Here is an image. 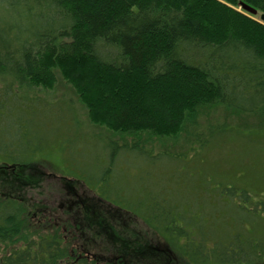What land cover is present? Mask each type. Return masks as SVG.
I'll return each instance as SVG.
<instances>
[{
  "label": "trees",
  "instance_id": "16d2710c",
  "mask_svg": "<svg viewBox=\"0 0 264 264\" xmlns=\"http://www.w3.org/2000/svg\"><path fill=\"white\" fill-rule=\"evenodd\" d=\"M239 1L264 15V0H0V264H97L57 233L26 231L18 171L36 164L139 219L187 264H264V231L250 228L264 200L207 177L230 136L264 134V21ZM57 76L99 134L45 98ZM246 118L260 127L239 128Z\"/></svg>",
  "mask_w": 264,
  "mask_h": 264
},
{
  "label": "rangeland",
  "instance_id": "374dc122",
  "mask_svg": "<svg viewBox=\"0 0 264 264\" xmlns=\"http://www.w3.org/2000/svg\"><path fill=\"white\" fill-rule=\"evenodd\" d=\"M236 10L259 22L263 21L257 11L252 15L239 4ZM47 91L43 95L49 101L66 99L70 102L88 134H99L100 130L85 118L86 111L70 85L60 76H57L54 89ZM68 112L71 113L70 108ZM257 127L260 126L254 118H246L239 123V128L243 130L254 128L255 131ZM258 133H261L260 130L255 131L251 139L245 136L247 132L243 136H230L222 147V152L227 151L225 156L219 158L214 154L207 160L209 164L201 163L210 169L207 177H226L236 183V189L248 191L252 199L264 200V134ZM58 139L59 135L53 140ZM61 158L66 160L65 157ZM46 166L36 164L18 171L20 192L16 190V195L23 201L24 220L28 221L26 231L31 236L57 233L65 251L70 254L83 252L97 264H123L121 260H124V264H187L168 251L161 239L139 219L106 204L77 181L69 183L60 180L58 176H63V173L50 171ZM212 189L213 184L206 187V191ZM210 197L208 194L207 200ZM211 214L214 222L226 224L229 220L220 210ZM236 216L238 219L244 218L245 213H236ZM92 221L97 224H92ZM250 228L261 234L264 231V216L259 215Z\"/></svg>",
  "mask_w": 264,
  "mask_h": 264
},
{
  "label": "water",
  "instance_id": "95a60500",
  "mask_svg": "<svg viewBox=\"0 0 264 264\" xmlns=\"http://www.w3.org/2000/svg\"><path fill=\"white\" fill-rule=\"evenodd\" d=\"M239 6H240L242 9H244L245 11H247L248 13H251L252 15H254V14L257 13L256 10H254V9H252V8H249V7L245 6V5H244L243 3H241V2H239ZM260 19L264 21V15H262V16L260 17Z\"/></svg>",
  "mask_w": 264,
  "mask_h": 264
},
{
  "label": "bare ground",
  "instance_id": "6f19581e",
  "mask_svg": "<svg viewBox=\"0 0 264 264\" xmlns=\"http://www.w3.org/2000/svg\"><path fill=\"white\" fill-rule=\"evenodd\" d=\"M239 2H241V1H239ZM239 2L237 3V5L239 4ZM242 3V2H241ZM245 5V4H244ZM246 6V5H245ZM248 7V6H247ZM250 8V7H249Z\"/></svg>",
  "mask_w": 264,
  "mask_h": 264
}]
</instances>
